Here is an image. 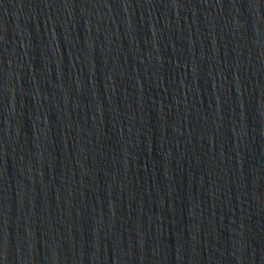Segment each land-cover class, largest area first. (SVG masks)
<instances>
[{"label": "water", "instance_id": "1", "mask_svg": "<svg viewBox=\"0 0 264 264\" xmlns=\"http://www.w3.org/2000/svg\"><path fill=\"white\" fill-rule=\"evenodd\" d=\"M0 264H264V0H0Z\"/></svg>", "mask_w": 264, "mask_h": 264}]
</instances>
